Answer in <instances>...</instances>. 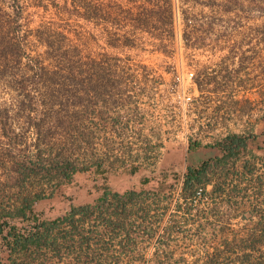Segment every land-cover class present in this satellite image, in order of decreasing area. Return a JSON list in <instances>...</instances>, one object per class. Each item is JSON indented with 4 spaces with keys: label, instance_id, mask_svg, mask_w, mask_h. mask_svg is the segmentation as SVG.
<instances>
[{
    "label": "rangeland",
    "instance_id": "obj_1",
    "mask_svg": "<svg viewBox=\"0 0 264 264\" xmlns=\"http://www.w3.org/2000/svg\"><path fill=\"white\" fill-rule=\"evenodd\" d=\"M173 2L174 29L152 20L146 31L130 20L127 0H94L110 6L113 19L95 21L84 19L80 0H0V189L41 153L63 154L81 167L103 164L120 193L155 189L156 181L140 186L144 176L183 175L189 138L209 145L230 132H257L251 149L264 157V11L253 0ZM28 182L54 192L35 205L46 219L100 196L86 173L71 188ZM172 184L144 224L153 237L134 235L127 251L116 241L106 257L155 264L158 248L167 247L172 262L202 264L205 250L222 242L223 227H251L243 217L249 201L223 219L212 215L209 199L188 214L177 208H185L182 183ZM262 197L255 203L264 210ZM8 258L5 249L0 264Z\"/></svg>",
    "mask_w": 264,
    "mask_h": 264
},
{
    "label": "trees",
    "instance_id": "obj_2",
    "mask_svg": "<svg viewBox=\"0 0 264 264\" xmlns=\"http://www.w3.org/2000/svg\"><path fill=\"white\" fill-rule=\"evenodd\" d=\"M80 1L85 20H113L110 6L106 9L94 0ZM127 1L131 3L127 14L136 27L148 31L152 20H168L166 25L174 29L173 0H143L141 6L135 7L138 0ZM253 2L264 11V0ZM136 9L140 11L134 12ZM110 45L115 47V44ZM125 45L134 47L129 40ZM196 83L202 92V84L198 80ZM257 138L253 132H230L213 145H205L217 148L220 155L198 166H187L183 175L144 176L140 186L146 188L156 181V190L141 192L114 190L109 183L110 169L101 163L81 167L60 153L47 157H43V153L35 155L17 171L18 176H10L0 189V253L5 249L9 251V264H120V257H106L116 246L115 242L119 241L122 251H127L135 242L134 235L153 237V231L144 224L150 218L152 207L168 199L172 183L179 181L185 208L181 204L177 208L185 209L188 214L204 199H209L214 205L210 210L212 215L223 219L224 214L233 208H243L249 201L243 217L252 222L251 227L239 230L223 227L220 230L222 242L212 247L213 252L205 250L202 264H264V210L255 203L264 191V175L257 177L258 165L264 162V157L250 147ZM201 147V142L189 138V152ZM78 173L88 174L96 184L100 196L93 203H71L68 212L55 219H46L35 210L38 202L53 197L54 192L47 194L45 188L34 190L28 181L57 180L71 188ZM201 190L202 196L198 198ZM160 248L155 254V264H188L184 257L172 262L175 252ZM160 251L164 260L159 258ZM141 264H150V261L143 260ZM191 264H200V261Z\"/></svg>",
    "mask_w": 264,
    "mask_h": 264
},
{
    "label": "crops",
    "instance_id": "obj_3",
    "mask_svg": "<svg viewBox=\"0 0 264 264\" xmlns=\"http://www.w3.org/2000/svg\"><path fill=\"white\" fill-rule=\"evenodd\" d=\"M235 133H239V134H242V133H245V131H243V132H236V131H234ZM228 134V133H227ZM226 134V135H227ZM226 135H223L220 139H222L224 136H226ZM255 135H260L259 133H255ZM220 139H214L213 140V142H209L211 145H213L215 142H217V141H219ZM259 141V136H258V138L255 140V141H253L251 144H250V147L251 148H254V145H256V143ZM198 142V141H197ZM202 143V145H203V147H201V148H199V149H197L196 151H192V152H189V156H191V158H190V161H189V164H188V166H198V165H200L202 162H204V161H206V160H208V159H211V158H214V157H216V156H218V155H220V151L217 149V148H207V147H205V145H208V144H206V143H203V142H201ZM256 154H258L259 156L261 155V154H259V153H257L255 150H253ZM259 167H261V171L262 170H264V162H262L261 164H259L258 165ZM186 167H187V165H186ZM186 167H185V170H186ZM257 172V177L258 176H263L264 174V172ZM185 172V171H184ZM183 172V173H184ZM262 196H264V191H263V195ZM261 196V197H262ZM261 197H260V199H261ZM263 198V197H262ZM259 199V200H260Z\"/></svg>",
    "mask_w": 264,
    "mask_h": 264
},
{
    "label": "built area",
    "instance_id": "obj_4",
    "mask_svg": "<svg viewBox=\"0 0 264 264\" xmlns=\"http://www.w3.org/2000/svg\"><path fill=\"white\" fill-rule=\"evenodd\" d=\"M201 196H202V190L200 192H198V198H200Z\"/></svg>",
    "mask_w": 264,
    "mask_h": 264
}]
</instances>
